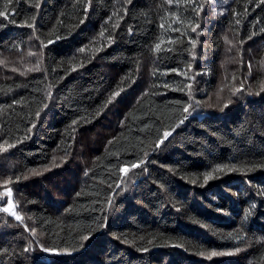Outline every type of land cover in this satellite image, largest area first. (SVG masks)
<instances>
[{"label": "trees", "instance_id": "16d2710c", "mask_svg": "<svg viewBox=\"0 0 264 264\" xmlns=\"http://www.w3.org/2000/svg\"><path fill=\"white\" fill-rule=\"evenodd\" d=\"M263 101L264 0H0V264H264Z\"/></svg>", "mask_w": 264, "mask_h": 264}, {"label": "bare ground", "instance_id": "6f19581e", "mask_svg": "<svg viewBox=\"0 0 264 264\" xmlns=\"http://www.w3.org/2000/svg\"><path fill=\"white\" fill-rule=\"evenodd\" d=\"M19 1H20V0H19ZM217 1H218V0H217ZM12 3H14V2H12ZM6 4H7V3H6ZM7 5H9V4H7ZM110 5H111V4H110ZM4 6H5V5H4ZM4 6H3V7H4ZM6 7H7V6H6ZM209 8H210V7H209ZM207 9H208V7H207ZM200 11H201V10H200ZM196 12H197V11H196ZM207 12H208V10H207ZM180 14H181V13H180ZM209 15H210V14H209ZM202 16H203V15H202ZM204 17H205V16H204ZM206 17H207V16H206ZM197 20H200V19L197 18ZM205 20H206V19H205ZM224 20H225V19H224ZM218 22H220V21H218ZM225 22H226V21H225ZM225 22H224V23H225ZM214 24H215V23H214ZM218 24H219V23H218ZM226 25H227V24H226ZM211 28H212V27H211ZM213 28H214V27H213ZM220 28H221V27H220ZM213 30H214V29H213ZM216 30H217V29H216ZM249 31H250V30H249ZM214 32H215V31H214ZM217 33H219V32H217ZM245 33H246V31H245ZM204 34H205V32H204ZM247 34H249V33H247ZM182 35H183V34H182ZM208 36H209V35H208ZM182 37H183V36H182ZM184 37H185V36H184ZM188 37H189V36H188ZM243 37H244V36H243ZM247 37H248V36H247ZM247 37H246V38H247ZM257 37H258V36H257ZM248 38H249V37H248ZM213 39H215V38L213 37ZM243 39H244V38H243ZM251 39H252V38H251ZM181 40H182V39H181ZM209 40H210V39H209ZM215 40H216V39H215ZM215 40H214V42H215ZM217 40H218V39H217ZM185 41H186V40H185ZM204 41H205V40H204ZM204 41H203V42H204ZM212 41H213V40H212ZM219 41H220V40H219ZM231 41H232V40H231ZM183 42H184V41H183ZM207 42H208V41H207ZM209 42H210V41H209ZM245 42H246V41H245ZM179 43H180V42H179ZM185 43H186V42H185ZM201 43H202V42H201ZM220 43H221V42H220ZM181 44H182V43H181ZM211 44H212V43H211ZM211 44H210V45H211ZM215 44H217V42H216ZM215 44H214V45H215ZM200 45H201V44H200ZM202 45H203V43H202ZM219 45H221V44H219ZM246 45H247V44H246ZM183 46H184V45H183ZM211 47H212V46H211ZM217 47H218V46H217ZM230 47H231V46H230ZM212 48H213V47H212ZM214 48H215V47H214ZM201 50H202V49H201ZM203 50H204V48H203ZM203 50H202V51H203ZM121 51H122V50H121ZM123 51L125 52V50H123ZM217 51H219V50H217ZM44 52H45V51H44ZM143 52H144V51H143ZM186 52H187V51H186ZM197 52H198V51H197ZM200 52H201V51H200ZM209 52H210V51H209ZM46 53H47V52H46ZM172 53H173V52H172ZM214 53H215V51L213 50V53H212V54H214ZM40 54H41V53H40ZM43 54H44V53H43ZM130 54L133 55V53H130ZM202 54H203V53H202ZM125 55H126V53H125ZM197 55H198V54H197ZM206 55H208V52L206 53ZM216 55H217V53H216ZM129 56H130V55H129ZM185 56H186V55H185ZM201 56H202V55H201ZM211 56H212V55H211ZM218 56H219V55H218ZM122 57H123V56H122ZM182 57H183V56H182ZM187 57H188V56H187ZM205 57H206V56H205ZM209 57H210V56H209ZM201 58H202V57H201ZM252 58H253V57H252ZM123 59H124V58H123ZM253 59H254V58H253ZM172 60H173V59H172ZM177 60H178V59H177ZM187 60H188V59H187ZM197 60H198V58H197ZM199 60H200V59H199ZM205 60H206V59H205ZM126 61H127V60H126ZM121 62H122V61H121ZM128 62H129V61H127V63H128ZM198 62H199V61H198ZM200 62H201V61H200ZM206 62H207V61H206ZM114 63H115V62H114ZM124 63H125V62H124ZM133 63H134V62H133ZM181 63H182V61L180 62V65H181ZM185 63H186V62H185ZM188 63H189V62H188ZM188 63H187V64H188ZM192 63H193V62H192ZM203 63H204V61H203ZM147 64H148V63H147ZM131 65H132V64H131ZM201 65H202V64H201ZM201 65H200V66H201ZM242 65H243V64H242ZM118 66H119V65H118ZM112 67H113V66H112ZM131 67H132V66H131ZM135 67H136V66H135ZM147 67H148V66H147ZM187 67H189V66H187ZM123 68H124V67H123ZM127 68H128V65H127ZM127 68H126V69H127ZM198 68H199V67H198ZM243 68H244V67H243ZM254 68H255V67H254ZM115 69H117V68H115ZM118 69H119V68H118ZM128 69L130 70V68H128ZM134 69H136V68H134ZM200 69H201V68H200ZM233 69H234V68H233ZM238 69H239V68H238ZM111 70H112V69H111ZM186 70H187V69H186ZM194 70H196V69H194ZM231 70H232V69H231ZM132 71H133V69H132ZM233 71H234V70H233ZM236 71H237V70H236ZM236 71H235V73H236ZM259 71H260V70H259ZM116 72H117V71H116ZM118 72H119V71H118ZM121 72H124V71H121ZM127 72H128V71H127ZM192 72H193V71H192ZM237 72H238V71H237ZM124 73H125V72H124ZM129 73H130V72H129ZM134 73H135V72H134ZM238 73H239V72H238ZM121 74H122V73H121ZM193 74H194V73H193ZM231 74H232V73H231ZM231 74H230V75H231ZM236 74H237V73H236ZM103 75H104V74H103ZM122 75H123V74H122ZM124 75H125V74H124ZM127 75H130V74H127ZM230 75H229V76H230ZM258 75H259V73H258ZM106 76H107V75H106ZM125 76H126V75H125ZM175 76H176V75H175ZM202 76H203V75H202ZM233 76H234V75H233ZM104 77H105V76H104ZM118 77H119V76H118ZM173 77H174V75H173ZM204 77H205V75H204ZM226 77H227V76H226ZM114 78H115V77H114ZM120 78H121V75H120ZM123 78H124V77H123ZM176 78H177V77H176ZM195 78H196V76H195ZM198 78H199V76H198ZM200 78H201V77H200ZM258 78H259V77H258ZM107 79H108V78H107ZM229 79H230V78H229ZM110 80H111V79H110ZM115 81H116V80H115ZM211 81H212V80H211ZM227 81H228V80H227ZM108 82H109V81H108ZM177 82H178V81H177ZM202 82H203V81H202ZM254 82H255V81H254ZM257 82H259V81H257ZM109 83H110V82H109ZM208 83H209V82H208ZM229 83H230V81H229ZM229 83H227V84H229ZM231 83H232V82H231ZM231 83H230V84H231ZM113 84H114V83H113ZM119 84H120V82H119ZM224 84H225V82H224ZM253 84H254V83H253ZM257 84H258V83H257ZM100 85H101V84H100ZM111 85H112V84H111ZM133 85H134V84H133ZM141 85H142V83H141ZM147 85H148V84H147ZM156 85H157V84H156ZM201 85H202V84H201ZM206 85H207V84H206ZM222 85H223V84H222ZM254 85H255V84H254ZM114 86H115V85H114ZM138 86H139V85H137V87H138ZM224 86H225V85H224ZM224 86H223V87H224ZM230 86H231V85H230ZM255 86H256V85H255ZM255 86H253V87H255ZM127 87H128V86H127ZM161 87H162V86H161ZM197 87H198V86H197ZM207 87H208V86H207ZM207 87H205V88H207ZM212 87H213V86H212ZM133 88H134V87H133ZM135 88H136V87H135ZM135 88H134V89H135ZM143 88H144V90H145V87H143ZM168 88H169V87H168ZM168 88H167V89H168ZM250 88H251V86H250ZM116 89H117V88H115V90H116ZM118 89H119V87H118ZM130 89H131V88H130ZM163 89H164V88H163ZM202 89H203V88H202ZM212 89H213V88H212ZM227 89H228V88H227ZM227 89H226V92H227ZM115 90H114V91H115ZM137 90H140V89H137ZM153 90H154V89H153ZM164 90H166V89H164ZM217 90H218V89H217ZM250 90H254V89H250ZM127 91H128V90H127ZM127 91H126V92H127ZM145 91H146V90H145ZM157 91L160 92L159 90H157ZM168 91H169V90H168ZM218 91H219V90H218ZM218 91H217V92H218ZM230 91H231V90H230ZM254 91H255V93H256V90H254ZM258 91H260V90H258ZM46 92H47V91H46ZM134 92H135V91H134ZM139 92H140V91H139ZM139 92H138V93H139ZM147 92H148V90H147ZM163 92L165 93V91H163ZM176 92H177V91H176ZM195 92H196V91H195ZM205 92H206V91H205ZM241 92H242V91H241ZM94 93H96V92H94ZM138 93H137V94H138ZM140 93H142V92H140ZM169 93H170V92H169ZM178 93H179V92H178ZM184 93H185V92H184ZM210 93H211V92H210ZM228 93H229V95H230V92H228ZM228 93H226V94H228ZM253 93H254V92H253ZM48 94L50 95V93H47V94H46V95H47V96H46V99H47V97H48ZM51 94H52V93H51ZM80 94H81V93H80ZM111 94H112V93H111ZM111 94H109V95H111ZM156 94H157V93H156ZM161 94H162V93H161ZM161 94H160V96H161ZM172 94H173V93H172ZM185 94H186V93H185ZM195 94H196V93H195ZM247 94H248V93H247ZM40 95H41V94H40ZM130 95H131V94H130ZM167 95H168V94H167ZM181 95H182V94H181ZM186 95H188V94H186ZM190 95H191V94H190ZM196 95H197V94H196ZM203 95H204V94H203ZM240 95H241V94H240ZM252 95H253V94H252ZM262 95H263V94H262ZM41 96L44 97V95H41ZM41 96H40V97H41ZM81 96H82V95H81ZM84 96H85V95H84ZM124 96H125V95H124ZM127 96H128V95H127ZM135 96L137 97V95H135ZM145 96H146V95H145ZM149 96H152V95H149ZM172 96H173V95H172ZM174 96L176 97L175 93H174ZM201 96H202V95H201ZM237 96H238V95H237ZM107 97H108V95H107ZM109 97H110V96H109ZM113 97H114V96H113ZM129 97H130V96H129ZM133 97H134V96H133ZM133 97H132V99H133ZM136 97H135V98H136ZM154 97H155V96H154ZM164 97H165V96H164ZM164 97H163V98H164ZM197 97H198V96H197ZM197 97H196V98H197ZM227 97H228V95H227ZM230 97H232V95H231ZM230 97H229V98H230ZM125 98H126V97H125ZM125 98H124V99H125ZM141 98H143V97H141ZM166 98H167V97H166ZM186 98H187V96H186ZM189 98H190V97H189ZM220 98H222V97L220 96ZM36 99H37V98H36ZM44 99H45V98H44ZM44 99H43V100H44ZM46 99H45V100H46ZM55 99H56V98H55ZM55 99H54V100H55ZM76 99H77V98H76ZM107 99H108V98H107ZM154 99H155V98H154ZM167 99H168V98H167ZM181 99H182V98H181ZM183 99H184V98H183ZM247 99H248V98H247ZM157 100H158V99H157ZM184 100H185V99H184ZM187 100H188V99H187ZM187 100H186V101H187ZM193 100H194V98H193ZM213 100H214V99H213ZM231 100H232V98H231ZM238 100H239V99H238ZM238 100H237V101H238ZM51 101H52V100H51ZM91 101H92V100H91ZM97 101H98V100H97ZM99 101H100V100H99ZM128 101H129V100H128ZM140 101H141V100H140ZM143 101H144V100H143ZM158 101H160V99H159ZM201 101H203V100H201ZM215 101H216V100H215ZM249 101H250V100H249ZM53 102H54V101H53ZM84 102H85V101H84ZM133 102H135V101L133 100ZM138 102H139V101H138ZM216 102H217V101H216ZM218 102H219V101H218ZM263 102H264V101H263ZM32 103H33V102H32ZM55 103H56V102H55ZM86 103H87V102H86ZM98 103H99V102H98ZM98 103H97V104H98ZM103 103H104V102H103ZM119 103H120V102H119ZM119 103H117V104H119ZM136 103H137V102H136ZM185 103H186V102H185ZM252 103H253V102H252ZM252 103H251V104H252ZM48 104H49V102H48ZM51 104H52V106H53V103H51ZM90 104H91V106H92V103H91V102H90ZM95 104H96V102H95ZM97 104H96V105H97ZM115 104H116V103H115ZM254 104H255V103H254ZM257 104H258V103H257ZM46 105H47V103H46ZM83 105H84V104H83ZM98 105H99V104H98ZM103 105H104V104H103ZM133 105H134V104H133ZM133 105H132V106H133ZM159 105H160V104H159ZM248 105H249V104H248ZM260 105H261V104H260ZM260 105H259V106H260ZM54 106H55V105H54ZM94 106H95V105H94ZM105 106H106V105H105ZM111 106H114V105H111ZM125 106H128V105H125ZM134 106H135V105H134ZM134 106L131 108L132 110H133ZM148 106H149V105H148ZM148 106H147V107H148ZM177 106H178V105H177ZM182 106H183V105H182ZM196 106H197V105H196ZM231 106H232V105H231ZM128 107H129V106H128ZM130 107H131V106H130ZM184 107H185V104H184ZM237 107H238V106H237ZM239 107H240V106H239ZM257 107H258V106H257ZM90 108H91V107H90ZM103 108H104V107H103ZM108 108H109V107H108ZM121 108H122V107H121ZM126 108H127V107H126ZM148 108H149V107H148ZM188 108H189V107H188ZM242 108H243V107H242ZM255 108H256V107H255ZM262 108H263V107H261V109H262ZM88 109H89V108H88ZM94 109H95V108H94ZM191 109H193V108H191ZM195 109H198V108H195ZM233 109H234V108H233ZM243 109H244V108H243ZM248 109H249V108H248ZM248 109H247V110H248ZM261 109H260V110H261ZM90 110H91V109H90ZM126 110H128V109H126ZM129 110H130V109H129ZM235 110H236V109H235ZM238 110H239V109H238ZM256 110H258V109H256ZM83 111H84V110H83ZM83 111H82V112H83ZM160 111H161V110H160ZM171 111H172V110H171ZM245 111H246V110H245ZM261 111H262V110H261ZM82 112H81V113H82ZM127 112H128V111H127ZM161 112H162V111H161ZM180 112H181V111H180ZM190 112H191V111H190ZM241 112L243 113V111H241ZM86 113H87V111H86ZM86 113H85V114H86ZM89 113H90V112H89ZM94 113H96V112L93 111V115H94ZM151 113H152V112H151ZM252 113H253V112H252ZM254 113H255V112H254ZM85 114H84V115H85ZM186 114H187V113H186ZM239 114H240V113H239ZM248 114H249V113H248ZM248 114H247V115H248ZM255 115H259V114H255ZM261 115H262V114H261ZM261 115H260V116H261ZM88 116H89V115H88ZM90 116H91V115H90ZM95 116H96V115H95ZM242 116H243V114H242ZM260 116H259V117H260ZM93 117H94V116H93ZM161 117H162V116H161ZM236 117H237V116H236ZM245 117H246V116H245ZM91 118H92V117H91ZM156 118H157V117H156ZM162 118H163V117H162ZM176 118H177V117H176ZM179 118H180V116H179ZM242 118H243V117H242ZM252 118H254V116H253ZM118 119H120V118H118ZM126 119L128 120L127 117H126ZM163 119H164V118H163ZM195 119H196V118H195ZM195 119H194V120H195ZM230 119H231V118H230ZM247 119H248V118H247ZM247 119H246V120H247ZM249 119H250V117H249ZM95 120H96V119H95ZM165 120H166V119H165ZM190 120H191V119H190ZM190 120H189V121H190ZM226 120H227V119H226ZM232 120H233V119H232ZM234 120H235V119H234ZM234 120H233V121H234ZM254 120H255V119H254ZM93 121H94V120H93ZM162 121H164V120H162ZM187 121H188V120H187ZM189 121H188V122H189ZM233 121H232V122H233ZM237 121H238V120H237ZM123 122L125 123L126 121H123ZM123 122H122V123H123ZM183 122H184V121H183ZM241 122H244V121L241 120ZM247 123H249V122H247ZM247 123H246V124H247ZM254 123H255V122H254ZM263 123H264V122H263ZM78 124H79V123H78ZM92 124H93V122H92ZM118 124H119V123H118ZM226 124H227V123H226ZM229 124H230V123H229ZM232 124H233V123H232ZM255 124H256V123H255ZM255 124H254V125H255ZM85 125H86V124H85ZM123 125H124V124H123ZM125 125H126V123H125ZM192 125H194V124H192ZM227 125H228V124H227ZM258 125H260V124H258ZM258 125H257V126H258ZM86 126H87V125H86ZM94 126H95V125H94ZM96 126H97V125H96ZM222 126H224V125H222ZM231 126H232V125H231ZM181 127H182V126H181ZM227 127L229 128V126H227ZM227 127H226V128H227ZM235 127H236V126H235ZM243 127H245V126L243 125ZM258 127H259V126H258ZM66 128H67V127L65 126V129H66ZM72 128H73V126H72L70 129H72ZM79 128H80V127H79ZM89 128H90V127H89ZM123 128H124V127H123ZM182 128H183V127H182ZM182 128H181V129H182ZM230 128H231V127H230ZM254 128H255V127H254ZM261 128H263V127L261 126ZM65 129H64V130H65ZM84 129H86V128H84ZM132 129H133V128H132ZM223 129H224V128H223ZM252 129H253V127H252ZM256 129H258V128H256ZM73 130H74V129H73ZM87 130H89V129H87ZM193 130H194V129H193ZM226 130H227V129H226ZM249 130H250V129H249ZM259 130H260V129H259ZM259 130H258V131H259ZM79 131H80V130H79ZM82 131H83V130H82ZM140 131H141V130H140ZM161 131H162V130H161ZM194 131H195V130H194ZM253 131H254V130H253ZM66 132H68V131H66ZM83 132H84V131H83ZM89 132H90V131H89ZM138 132H139V131H138ZM191 132H192V131H191ZM222 132H223V131H222ZM248 132H250V131H247V133H248ZM62 133H63V132H62ZM91 133H93V132H91ZM242 133H243V132H242ZM242 133H241V134H242ZM253 133H254V132H253ZM56 134L58 135L59 132L57 133V131H56ZM65 134H66V133H65ZM68 134H69V133H68ZM71 134H72V133H71ZM79 134H80V133H79ZM114 134H115V133H114ZM139 134H141V133H139ZM143 134H145V133H143ZM161 134H162V132H161ZM249 134H250V133H249ZM256 134H257V133H256ZM258 134H261V133L258 132ZM76 135H77V134H76ZM88 135H89V134H88ZM88 135H87V136H88ZM104 135H105V134H104ZM116 135H117V134H116ZM119 135H120V134H119ZM123 135H124V134H123ZM60 136H62V135H60ZM70 136H71V135H70ZM141 136H142V135H141ZM147 136H148V135H147ZM147 136H146V137H147ZM176 136H177V135H176ZM260 136H261V135H260ZM262 136H263V135H262ZM57 137H58V136H57ZM66 137H67V135H66ZM83 137H84V136H83ZM85 137H86V136H85ZM115 137H117V136H115ZM121 137H122V136H121ZM149 137H150V136H149ZM149 137H148V139H149ZM181 137H182V136H181ZM188 137H189V136H188ZM263 137H264V136H263ZM58 138H59V137H58ZM118 138H119V137H118ZM151 138H152V137H151ZM155 138H156V136H155ZM183 138H184V137H183ZM49 139H50V138H49ZM59 139H60V138H59ZM71 139H72V138H71ZM116 139H117V138H116ZM146 139H147V138H146ZM148 139H147V140H148ZM156 139H157V138H156ZM51 140H52V139H51ZM64 140H65V139H64ZM86 140H87V139H86ZM89 140H91V139L89 138ZM112 140H114V138H113ZM157 140H159V139H157ZM249 140H250V139H249ZM41 141H42V140H41ZM48 141H49V140H48ZM65 141H66V140H65ZM72 141H73V140H72ZM56 142H57V141H56ZM141 142H142V141H141ZM149 142H150V140H149ZM149 142H148V143H149ZM154 142H155V140H154ZM173 142H174V141H173ZM176 142H177V141H176ZM176 142H175V143H176ZM184 142H185V140H184ZM249 142H250V141H249ZM251 142H252V141H251ZM61 143H62V141H60V144H61ZM64 143H67V142H64V141H63V144H64ZM110 143H111V141H110ZM113 143H114V141H113ZM155 143H156V142H155ZM253 143H254V141H253ZM34 144H35V143H34ZM42 144H43V143H42ZM51 144H52V143H51ZM57 144H58V143H57ZM69 144H70V143H69ZM151 144H152V143H151ZM66 145H68V144H66ZM109 145H110V144H109ZM178 145H179V144H178ZM178 145H177V146H178ZM180 145H181V144H180ZM251 145H252V143H251ZM32 146H33V145H32ZM49 146H50V145H49ZM160 146H161V145H160ZM193 146H194V145H193ZM69 147H70V146H69ZM73 147H74V146H73ZM254 147H255V146H254ZM24 148H25V147H24ZM57 148H58V147H57ZM60 148H61V147H60ZM66 148H67V147H66ZM92 148H93V147H92ZM255 148H256V147H255ZM54 149H55V148H54ZM75 149H76V148H75ZM173 149H174V148H173ZM187 149H189V148H187ZM258 149H259V148H258ZM27 150H28V149H27ZM73 150H74V148H73ZM101 150H102V149H101ZM142 150H143V149H142ZM165 150H166V149H165ZM168 150H169V149H168ZM98 151H99V150H98ZM114 151H115V150H114ZM130 151H131V150H130ZM159 151H160V150H159ZM161 151H162V150H161ZM169 151H170V150H169ZM171 151H172V150H171ZM183 151H184V148H183ZM186 151H187V150H186ZM189 151H190V150H189ZM29 152H30V151H29ZM50 152H51V155H52V150H51ZM76 152H77V151H75V153H76ZM103 152H104V151H103ZM118 152H119V151H118ZM148 152H150V151H148ZM167 152H168V151H167ZM196 152H197V151H196ZM220 152H221V151H220ZM259 152H260V151H259ZM259 152H258L257 154H259ZM75 153H74V154H75ZM89 153H90V151H89ZM106 153H107V152H106ZM156 153H157V152H156ZM173 153H174V152H173ZM175 153H176V152H175ZM175 153H174V154H175ZM194 153H195V150L193 151V154H194ZM223 153H224V152H223ZM263 153H264V152H263ZM19 154H20V153H19ZM62 154H63V153H62ZM76 154H77V153H76ZM81 154H83V153H81ZM84 154H85V153H84ZM94 154H95V153H94ZM109 154H110V153H109ZM125 154H126V153H125ZM165 154H166V153H165ZM179 154H180V153H179ZM187 154H188V152H187ZM17 155H18V154H17ZM56 155H57V154H56ZM64 155H65V154H64ZM133 155H134V154H133ZM177 155H178V154H177ZM188 155H189V154H188ZM190 155H191V154H190ZM194 155H197V154H194ZM194 155H193V156H194ZM198 155H199V154H198ZM198 155H197V156H198ZM14 156H15V155H14ZM52 156H53V155H52ZM78 156H79V155H78ZM80 156H82V155H80ZM134 156H135V155H134ZM144 156H145V155H144ZM164 156H165V155H164ZM173 156H174V155H173ZM193 156H192V157H193ZM199 156H200V155H199ZM258 156H259V155H258ZM58 157H59V156H58ZM74 157H75V156H74ZM110 157H111V156H110ZM185 157H187V156H185ZM255 157H256V156H255ZM261 157H262V156H261ZM56 158H57V157H56ZM56 158H55V159H56ZM89 158H90V157H89ZM95 158H98V156L95 157ZM175 158H176V157H175ZM257 158H258V157H257ZM262 158H263V157H262ZM13 159H14V158H13ZM18 159H19V158H18ZM61 159H62V158H61ZM69 159H70V157H69ZM73 159H75V158H73ZM126 159H127V158H126ZM164 159H165V158H164ZM179 159H180V158H179ZM187 159H188V158H187ZM15 160H16V159H15ZM15 160H14V161H15ZM84 160H85V159H84ZM181 160H182V159H181ZM255 160H256V159H255ZM259 160H260V159H259ZM262 160H263V159H262ZM52 161H53V160H52ZM120 161H121V160H120ZM122 161H123V160H122ZM178 161H179V160H178ZM188 161H190V160H188ZM193 161H194V160H193ZM202 161H204V160H202ZM256 161H257V160H256ZM80 162H81V161H80ZM103 162H104V161H103ZM137 162H138V161H137ZM182 162H183V161H182ZM196 162H197V161H196ZM260 162H261V161H260ZM55 163H57V162H55ZM59 163H60V162H59ZM97 163H99V162H97ZM167 163H168V162H167ZM175 163H176V162H175ZM175 163H174V164H175ZM263 163H264V162H263ZM57 164H58V163H57ZM70 164H71V163H70ZM89 164H90V163H89ZM118 164H119V163H117V165H118ZM122 164H123V163H122ZM184 164H185V162H184ZM191 164H192V163H191ZM51 165H52V164H51ZM73 165H74V164H73ZM82 165H83V164H82ZM93 165H94V164H93ZM96 165H98V164H96ZM101 165H102V164H101ZM104 165H105V164H104ZM110 165H111V163H110ZM142 165H143V164H142ZM165 165H166V164H165ZM85 166H86V165H85ZM115 166H116V165H115ZM115 166H113V167H115ZM174 166H175V165H174ZM76 167H77V166H76ZM102 167H103V166H102ZM104 167H105V166H104ZM254 167H255V166H254ZM69 168H70V167H69ZM78 168H79V166H78ZM88 168H89V167H88ZM91 168H92V165H91ZM145 168H146V167H145ZM89 169H90V168H89ZM96 169H97V168H96ZM108 169H109V168H108ZM137 169H138V168H137ZM249 169H251V168H249ZM68 170H69V169H68ZM101 170H102V169H101ZM237 170H238V169H237ZM238 171H239V170H238ZM241 171H242V169H241ZM251 171H252V170H251ZM96 172H97V171H96ZM211 172H212V171H211ZM243 172H244V171H243ZM70 173H71V172H70ZM72 173H73V172H72ZM72 173H71V174H72ZM76 173H77V172H76ZM94 173H95V171H94ZM103 173H104V172H103ZM134 173H135V172H134ZM230 173H232V172H230ZM235 173H236V171H235ZM235 173H234V174H235ZM249 173H250V172H248V174H247V173L245 172V174H247V176L249 175ZM253 173H254V172H253ZM253 173H252V174H253ZM95 174H96V173H95ZM142 174H143V172H142ZM144 174H145V173H144ZM215 174H216V172H215ZM238 174H239V173H238ZM242 174H243V173H242ZM250 174H251V173H250ZM74 175H75V174H74ZM193 175H194V174H193ZM213 175H214V174H213ZM220 175H221V174H220ZM228 175H231V174L228 173ZM236 175H237V174H236ZM236 175H234L233 178H235ZM70 176H71V175H70ZM100 176H101V175H100ZM195 176H196V175H195ZM195 176H193V177L195 178ZM217 176H218V175H217ZM217 176H216V177H217ZM223 176H224V175H222V177H223ZM91 177H92V176H91ZM178 177H179V176H178ZM188 177H189V176H188ZM219 177H220V176H218V178H219ZM225 177H226V176H225ZM227 177H228V176H227ZM230 177H232V176H230ZM241 177H242V176H241ZM51 178H52V177H51ZM68 178H69V177H68ZM80 178H81V177H80ZM125 178H126V177H125ZM134 178H135V177H134ZM202 178H203V177H202ZM223 178H224V177H223ZM228 178H229V177H228ZM236 178H237V177H236ZM238 178H239V177H238ZM242 178H243V177H242ZM47 179H48V178H47ZM56 179H57V178H56ZM66 179H67V178H66ZM171 179H172V178H171ZM184 179H185V178H184ZM184 179H183V180H184ZM204 179H205V178H204ZM204 179H203V180H204ZM211 179H213V178H211ZM224 179H226V178H224ZM101 180H102V179H101ZM101 180H100V181H101ZM192 180H193V178H192ZM208 180H209V179H208ZM208 180H206V181H208ZM213 180H215V179H213ZM213 180H212V181H213ZM226 180H227V179H226ZM42 181H43V180H42ZM60 181H61V180H60ZM151 181H152V180H151ZM188 181H191V180L189 179ZM217 181H218V180H217ZM46 182H47V181H46ZM46 182H45V183H46ZM61 182H62V181H61ZM77 182H78V180H77ZM171 182H172V181H171ZM183 182H184V181H183ZM193 182H194V181H193ZM193 182L191 181V183H193ZM201 182H202V181H201ZM204 182H205V180H204ZM208 182H209V181H208ZM225 182H226V181H225ZM70 183H71V182H70ZM83 183H84V182H83ZM88 183H89V182H88ZM92 183H93V182H92ZM101 183H102V182H101ZM169 183H170V181H169ZM177 183H178V182H177ZM195 183H196V180H195ZM212 183H213V182H212ZM38 184H39V183H38ZM63 184H64V183H63ZM167 184H168V183H167ZM173 184H174V183H173ZM206 184H208V183H206ZM226 184H227V183H226ZM226 184H225V185H226ZM43 185H44V184H43ZM53 185H54V183H53ZM208 185H209V184H208ZM210 185H211V184H210ZM216 185H218V184H216ZM47 186H48V185H47ZM55 186H56V185H55ZM144 186H145V185H144ZM214 186H215V183H214ZM251 186H252V185H251ZM53 187H54V186H53ZM57 187H58V186H57ZM148 187H149V186H148ZM159 187H160V186H159ZM202 187H203V186H202ZM204 187H205V186H204ZM225 187H226V186H225ZM10 188H11V187H10ZM42 188H43V186H42ZM199 188H200V186H199ZM208 188H209V187H208ZM211 188H212V187H211ZM247 188H248V186H247ZM251 188H253V187H251ZM254 188H255V187H254ZM254 188H253V189H254ZM48 189H50V188H48ZM71 189H72V188H71ZM163 189H164V188H163ZM206 189H207V188H206ZM258 189H259V188H258ZM81 190H82V189H81ZM149 190H150V189H149ZM198 190H199V189H198ZM231 190H232V189H231ZM247 190H248V189H247ZM255 190H256V189H255ZM255 190H254V191H255ZM39 191H40V190H39ZM42 191H43V190H42ZM164 191H165V190H164ZM199 191H200V190H199ZM202 191H203V190H202ZM248 191H249V190H248ZM262 191H263V190H262ZM238 192H239V191H238ZM200 193H201V192H200ZM239 193H240V192H239ZM249 194H250V193H249ZM256 194H258V193L256 192ZM259 194H260V193H259ZM263 194H264V193H263ZM198 195H199V194H198ZM240 195H241V194H240ZM247 195H248V194H247ZM260 195H261V194H260ZM242 196H243V195H242ZM238 197H239V196H238ZM260 197H262V196H260ZM255 198H256V197H255ZM137 199H138V198H137ZM262 199H263V198H262ZM238 200H239V199H238ZM203 201H204V200H203ZM243 201H244V200H242V202H243ZM245 201H246V200H245ZM204 202H205V201H204ZM191 204H192V203H191ZM196 204H197V203H196ZM245 204H246V202H245ZM131 205H133V202H131ZM194 205H195V204H194ZM204 205H205V203H204ZM259 206H260V205H259ZM261 206H262V205H261ZM204 208H205V207H204ZM191 209H192V208H191ZM246 209H247V208H246ZM196 211H197V210H196ZM196 211H195V212H196ZM256 211H257V210H256ZM213 217H214V216H213ZM209 218H210V216H209ZM129 219H130V218H129ZM116 227H117V226H116ZM106 245H107V244H106ZM108 247H109V246H108ZM103 248H104V247H103ZM116 264H117V263H116Z\"/></svg>", "mask_w": 264, "mask_h": 264}, {"label": "snow or ice", "instance_id": "6c2138e0", "mask_svg": "<svg viewBox=\"0 0 264 264\" xmlns=\"http://www.w3.org/2000/svg\"><path fill=\"white\" fill-rule=\"evenodd\" d=\"M169 2H170V0H169ZM38 6H39V5H37V7H38ZM194 30H195V29H194ZM159 48H160V45L157 44V45H156V49L159 50ZM34 70H36V71L39 70V64H38V63H37V66H36V68H35ZM183 111H184V112H188V106H185L184 109H183ZM167 135H169V133L165 132V133H164V136L166 137ZM158 143H159V141H158ZM137 166H138L137 164H133V165H132L133 168H135V167H137ZM127 170H128L127 168L122 169V171H124V172H127ZM217 170H222V169H217ZM209 178H211V174H209V175H207V176L205 177V179H209ZM10 194H11V193H10V190H9V195H10ZM0 210H2V211H4V212H10V211H11V209H10L9 207H5V208L0 209ZM11 214H12L13 216H15V218H16L17 220H20V219H21V217L18 216V215H16L15 212H12ZM85 238H86V237H85ZM41 247H42V246H41ZM27 250H28V249H26V251H27ZM42 251H44V252H46V253H50V254H60L58 250L51 249V248H43V247H42ZM237 251H239V249H237ZM224 254L231 255L232 253H218V252H216V251H212V252L210 253V257H212V256H217V255H224Z\"/></svg>", "mask_w": 264, "mask_h": 264}, {"label": "rangeland", "instance_id": "374dc122", "mask_svg": "<svg viewBox=\"0 0 264 264\" xmlns=\"http://www.w3.org/2000/svg\"><path fill=\"white\" fill-rule=\"evenodd\" d=\"M7 192L9 193V191H7ZM8 195H9V194H8ZM12 195H13V194H10V195H9V196L11 197V199H12ZM8 207L11 209V211H10L11 213L14 212V206H13V204L9 205Z\"/></svg>", "mask_w": 264, "mask_h": 264}]
</instances>
